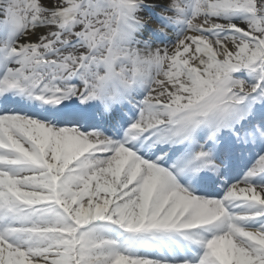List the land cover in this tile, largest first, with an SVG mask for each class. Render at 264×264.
<instances>
[{
	"label": "snow or ice",
	"instance_id": "obj_1",
	"mask_svg": "<svg viewBox=\"0 0 264 264\" xmlns=\"http://www.w3.org/2000/svg\"><path fill=\"white\" fill-rule=\"evenodd\" d=\"M0 264H264V0H0Z\"/></svg>",
	"mask_w": 264,
	"mask_h": 264
},
{
	"label": "bare ground",
	"instance_id": "obj_2",
	"mask_svg": "<svg viewBox=\"0 0 264 264\" xmlns=\"http://www.w3.org/2000/svg\"><path fill=\"white\" fill-rule=\"evenodd\" d=\"M174 27H175L176 31H179V25H176ZM174 39H175V36L174 35L168 38L169 41H173Z\"/></svg>",
	"mask_w": 264,
	"mask_h": 264
}]
</instances>
